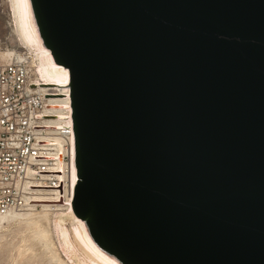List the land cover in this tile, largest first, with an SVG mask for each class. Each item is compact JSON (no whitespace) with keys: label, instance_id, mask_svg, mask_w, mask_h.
Instances as JSON below:
<instances>
[{"label":"water","instance_id":"95a60500","mask_svg":"<svg viewBox=\"0 0 264 264\" xmlns=\"http://www.w3.org/2000/svg\"><path fill=\"white\" fill-rule=\"evenodd\" d=\"M69 72L72 210L119 264H264V0H28Z\"/></svg>","mask_w":264,"mask_h":264},{"label":"built area","instance_id":"2783aa9c","mask_svg":"<svg viewBox=\"0 0 264 264\" xmlns=\"http://www.w3.org/2000/svg\"><path fill=\"white\" fill-rule=\"evenodd\" d=\"M28 59L0 66V215L25 212L43 194L55 198L68 190L64 207L72 206L71 173L76 169L75 135L69 90V124L57 126L51 108L55 97L35 83ZM43 83V82H39ZM35 209H38L35 207Z\"/></svg>","mask_w":264,"mask_h":264},{"label":"bare ground","instance_id":"6f19581e","mask_svg":"<svg viewBox=\"0 0 264 264\" xmlns=\"http://www.w3.org/2000/svg\"><path fill=\"white\" fill-rule=\"evenodd\" d=\"M8 2L14 35L24 54L14 53L5 56H12L13 61L15 57L30 60L35 68L36 84L33 86H42L43 90L53 92L52 96L55 100L51 108L56 113L54 121L57 126L63 127L70 122L66 120L70 116L67 113V108L70 106L69 72L57 65L49 50L44 48L37 33L28 0H8ZM69 159H76L75 151H69ZM76 182V169L73 168L70 181L72 191L75 189ZM67 192L68 190H65L59 197L61 205L54 204L58 201L49 194H43L34 199L31 209L24 213L0 215V227L10 223L23 226L24 230L32 235V239L39 241L37 244H41L44 252L49 255L47 257L50 264H119L95 246L83 222L75 217L71 204L69 203V207H64L63 203L68 201ZM52 243L55 244L57 252L54 251Z\"/></svg>","mask_w":264,"mask_h":264},{"label":"rangeland","instance_id":"374dc122","mask_svg":"<svg viewBox=\"0 0 264 264\" xmlns=\"http://www.w3.org/2000/svg\"><path fill=\"white\" fill-rule=\"evenodd\" d=\"M10 12L8 0H0V66L13 62V57H7L6 54H24L16 41ZM16 59L18 57H15ZM15 224L10 223L0 227V264H50L47 257L49 255L44 252L41 244H37L39 241L32 239V235L25 231L23 226ZM48 227L50 231V220ZM53 245L54 251L57 252L55 244Z\"/></svg>","mask_w":264,"mask_h":264}]
</instances>
